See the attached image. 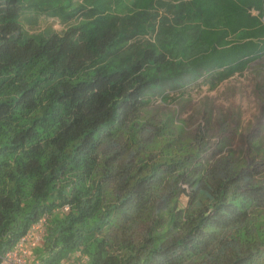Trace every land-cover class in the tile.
I'll use <instances>...</instances> for the list:
<instances>
[{"label":"trees","instance_id":"1","mask_svg":"<svg viewBox=\"0 0 264 264\" xmlns=\"http://www.w3.org/2000/svg\"><path fill=\"white\" fill-rule=\"evenodd\" d=\"M263 57L264 0H0V262L45 219L34 264H264V184L142 118Z\"/></svg>","mask_w":264,"mask_h":264},{"label":"rangeland","instance_id":"2","mask_svg":"<svg viewBox=\"0 0 264 264\" xmlns=\"http://www.w3.org/2000/svg\"><path fill=\"white\" fill-rule=\"evenodd\" d=\"M75 23L72 21L70 25ZM23 24L29 35L61 33L68 27L49 17L31 22L23 19ZM151 100L142 118L157 127H164V120L169 117L182 125L181 135L199 148L205 166L232 156L246 164L256 182L264 184V57L215 89L199 82L169 101ZM181 201L187 203L188 198L182 197ZM44 231L45 219L41 235ZM34 257L29 258L28 264H34ZM87 261V257L78 253L65 264H87Z\"/></svg>","mask_w":264,"mask_h":264},{"label":"built area","instance_id":"3","mask_svg":"<svg viewBox=\"0 0 264 264\" xmlns=\"http://www.w3.org/2000/svg\"><path fill=\"white\" fill-rule=\"evenodd\" d=\"M41 228H43V220L35 225L14 249L1 258L0 264H28L29 258L34 255V249L43 243L45 231L41 235Z\"/></svg>","mask_w":264,"mask_h":264}]
</instances>
